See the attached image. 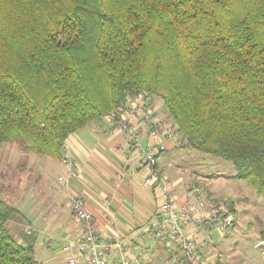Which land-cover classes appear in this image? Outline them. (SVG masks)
<instances>
[{
	"label": "trees",
	"instance_id": "16d2710c",
	"mask_svg": "<svg viewBox=\"0 0 264 264\" xmlns=\"http://www.w3.org/2000/svg\"><path fill=\"white\" fill-rule=\"evenodd\" d=\"M139 92L162 97L181 148L230 161L264 198V0H0V152L16 145L29 179L27 155L63 160L72 133ZM16 217L0 198V264H39Z\"/></svg>",
	"mask_w": 264,
	"mask_h": 264
},
{
	"label": "crops",
	"instance_id": "0c3cea01",
	"mask_svg": "<svg viewBox=\"0 0 264 264\" xmlns=\"http://www.w3.org/2000/svg\"><path fill=\"white\" fill-rule=\"evenodd\" d=\"M152 107L162 120H168V117H162L155 110L154 104ZM126 111L124 113L128 115ZM129 114L133 115L142 144L156 145L158 140L150 137V127L144 122L143 116L136 112ZM120 119L118 114L106 115L66 139L65 147L75 162L71 190L86 199L101 240L115 238L127 241L124 251L130 261L137 256L141 264H174L173 258L181 254L180 248L169 242L165 232L156 236L161 220L162 197L156 183L145 185L148 171L132 152L127 134L118 128ZM164 142L166 149L159 156V167L169 177L175 196L182 199L183 189L187 185L199 183L209 195L223 198L207 187L206 178L198 176L178 161L182 156L179 153L184 149L181 148V141L166 139ZM27 156L32 158L30 169L36 172V168H40L33 181L41 182L42 186L36 188L30 185L17 196V207L22 210L26 220L13 219L8 226L12 227V233L20 242H35L39 264H66L70 253L65 250V246L83 233V225L72 213L68 195L58 182L60 176L68 173V167L62 160L55 159L38 165L33 155ZM53 177L57 182H52ZM234 203L232 206L236 211ZM236 224H239L237 219ZM27 227L31 228V232H26ZM208 229L205 225L193 223L186 228L187 233L196 236L199 252L205 259L213 256L211 250L207 249ZM263 231L264 228L258 235L259 246L264 241ZM80 259L82 264H87L82 256ZM118 259L119 253L111 250L108 264H118Z\"/></svg>",
	"mask_w": 264,
	"mask_h": 264
},
{
	"label": "built area",
	"instance_id": "2783aa9c",
	"mask_svg": "<svg viewBox=\"0 0 264 264\" xmlns=\"http://www.w3.org/2000/svg\"><path fill=\"white\" fill-rule=\"evenodd\" d=\"M144 92H140L129 99L128 115L119 110V129L129 137L132 152L143 163L148 171L145 185L156 183L162 197L160 212L161 220L157 227L156 236L163 232L167 234L170 243H175L181 254L174 257V264H219L216 259H205L198 249V240L193 234L186 232V228L193 223L207 226L220 233H225L236 224L235 214L229 200L210 198L200 185H187L183 189L182 199L174 195L169 177L159 167V154L166 149L165 140H178L175 126L163 121L152 109V103ZM127 112V111H126ZM136 112L143 116L144 122L149 124V135L158 140L154 146H144L140 141V132L136 129L133 115ZM125 115V116H124ZM63 163L68 167V173L58 178L59 185L68 195L72 213L82 223L83 233L71 239L65 246L69 257L66 264H82V256L87 264H108L111 250L119 253L118 264H141L140 257L134 256L130 261L125 255L127 241L115 238L101 240L94 223V215L90 212L86 199L71 190V178L75 175V162L67 148L64 147ZM192 221V222H191ZM31 232V228L27 227ZM264 247V241L262 243Z\"/></svg>",
	"mask_w": 264,
	"mask_h": 264
},
{
	"label": "rangeland",
	"instance_id": "374dc122",
	"mask_svg": "<svg viewBox=\"0 0 264 264\" xmlns=\"http://www.w3.org/2000/svg\"><path fill=\"white\" fill-rule=\"evenodd\" d=\"M133 97L128 96L126 103L122 105L123 109L121 107L119 109L126 110L130 103L129 99ZM146 97L148 96L146 95ZM147 99L154 104L155 110L162 117H168L167 108L161 96H156L152 100L149 97ZM117 111L114 113L115 115ZM12 145L11 143L4 144L0 152V198L18 206L19 197L17 200L16 198L22 194L24 189L30 185L40 188L42 183H34L37 178L36 173L40 168H36L37 171H34L32 178L29 179L30 174L27 175L29 172L21 171L16 167L15 163L21 160L18 157L20 151L16 145L11 147ZM179 154L182 155L178 160L179 162L198 176L206 178L208 180L207 187L223 197L218 198L211 195L210 198L213 197L217 200L227 198L229 201L232 198L236 201V204L234 201L231 202L237 208L234 213L239 224L225 233H220L214 229L206 231L209 240L207 249L211 250L212 258H216L219 264H264V247L258 244V235L260 230L264 228V198L247 181L235 178L233 164L230 161L192 149H182ZM34 157L38 165L42 162L54 161L49 156ZM51 180L57 182L54 177ZM15 219H19V217ZM249 223L252 225L250 226ZM9 229L14 233L12 227L9 226ZM205 250L206 248L203 252Z\"/></svg>",
	"mask_w": 264,
	"mask_h": 264
}]
</instances>
